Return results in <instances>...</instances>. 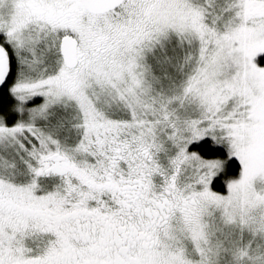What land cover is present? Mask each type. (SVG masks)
Here are the masks:
<instances>
[{"label": "snow or ice", "instance_id": "1", "mask_svg": "<svg viewBox=\"0 0 264 264\" xmlns=\"http://www.w3.org/2000/svg\"><path fill=\"white\" fill-rule=\"evenodd\" d=\"M0 264H264V0H0Z\"/></svg>", "mask_w": 264, "mask_h": 264}]
</instances>
